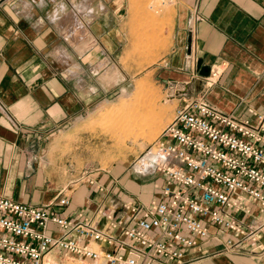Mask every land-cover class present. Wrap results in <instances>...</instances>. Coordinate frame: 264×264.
I'll return each mask as SVG.
<instances>
[{"label": "crops", "instance_id": "1", "mask_svg": "<svg viewBox=\"0 0 264 264\" xmlns=\"http://www.w3.org/2000/svg\"><path fill=\"white\" fill-rule=\"evenodd\" d=\"M107 15L117 22L115 0H0V195L41 206L58 192L44 190V177L31 166L44 156L53 131L92 100L87 83L91 71L102 70ZM170 33L160 65L164 83L188 98L201 96L221 113L240 118L264 111V0H190L176 12ZM213 69L218 75L206 84ZM114 185L113 201L112 183L105 193L75 189L62 213L92 215L113 203H148L157 194L145 184ZM259 253H227L206 241L200 251L187 250L186 264H264Z\"/></svg>", "mask_w": 264, "mask_h": 264}, {"label": "built area", "instance_id": "2", "mask_svg": "<svg viewBox=\"0 0 264 264\" xmlns=\"http://www.w3.org/2000/svg\"><path fill=\"white\" fill-rule=\"evenodd\" d=\"M176 97L172 120L136 162L156 177V197L69 218L73 187L41 206L0 195V264H186L187 250L206 241L227 253L264 251V111L239 118L182 89Z\"/></svg>", "mask_w": 264, "mask_h": 264}, {"label": "rangeland", "instance_id": "3", "mask_svg": "<svg viewBox=\"0 0 264 264\" xmlns=\"http://www.w3.org/2000/svg\"><path fill=\"white\" fill-rule=\"evenodd\" d=\"M151 1L115 0L117 22L111 24L109 15L103 17L102 70L91 71L87 83L92 100L87 109L53 131L45 141L44 156L31 166L41 172L43 189L53 195L65 186L77 193L95 190L88 180L101 185L102 193L112 183L108 189L112 201L116 196L111 190L119 194L117 181L130 189L149 185L155 193L156 177L139 174L136 162L180 105L178 88L163 82L160 65L170 48L174 16L190 0ZM111 38L118 45L111 47ZM155 121L158 127L147 134ZM136 122L143 130L137 139L128 132ZM255 258L261 261L260 256ZM57 259L60 264H94L81 263L76 257Z\"/></svg>", "mask_w": 264, "mask_h": 264}, {"label": "bare ground", "instance_id": "4", "mask_svg": "<svg viewBox=\"0 0 264 264\" xmlns=\"http://www.w3.org/2000/svg\"><path fill=\"white\" fill-rule=\"evenodd\" d=\"M154 1H156V0H154ZM154 1H151V2H154ZM138 89V88H137ZM139 92V91H138ZM119 110V109H118ZM128 110V109H127ZM123 112V111H122ZM126 112V111H125ZM105 113V112H104ZM146 113V112H145ZM125 115V114H124ZM147 115V114H146ZM141 119V118H140ZM144 120V119H143ZM157 121V120H156ZM154 122V123H151V127L149 126L148 127V130H147V134H149V135H152V131H153V129L157 126V122ZM142 122V121H141ZM138 123H140V122H138ZM131 129L129 130V127H128V132L131 134V135H133V137H135V139H137L138 138V136L141 134V132L143 131V130H141V125L140 126H138L137 127V122L136 123H131ZM143 126V125H142ZM158 127V126H157ZM130 135V136H131ZM149 137V136H148ZM147 137V138H148ZM146 139V138H145ZM141 165V164H140ZM139 164H137V166L139 167L140 166Z\"/></svg>", "mask_w": 264, "mask_h": 264}]
</instances>
